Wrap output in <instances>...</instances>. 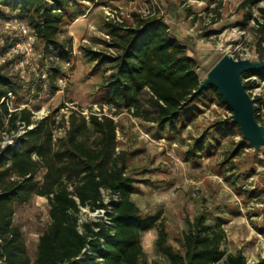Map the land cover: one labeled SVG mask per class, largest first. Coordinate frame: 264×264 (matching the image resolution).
<instances>
[{
	"label": "trees",
	"instance_id": "16d2710c",
	"mask_svg": "<svg viewBox=\"0 0 264 264\" xmlns=\"http://www.w3.org/2000/svg\"><path fill=\"white\" fill-rule=\"evenodd\" d=\"M74 1L0 0V17L6 9L27 24L42 44L44 56H52L48 76L52 94L58 89L60 63L73 56L72 39L62 38L61 31L67 18L74 20L81 15L72 8ZM261 1L245 0L244 5ZM259 12L261 39L257 48L259 59H264V6ZM251 15L248 10L243 27ZM111 26L107 44L114 53L86 50L98 62L112 64V72L101 86L107 90L106 103L133 108L136 115L160 126H174L190 111L189 106L205 96L213 97L232 113L215 86L197 91L203 82L198 62L188 54L187 46L171 35L162 17L148 15L131 26ZM10 46L0 50V59ZM9 64L11 61L0 60L1 264H147L142 236L149 229L157 230L156 246L170 264H249L242 252L227 253L223 248L227 239L223 220L210 223L204 213L188 220L181 249H175L168 242L162 210L144 214L132 199L136 188L127 174L125 153L117 151L115 119L94 114L87 119L72 112L67 134L56 138L55 132L63 125L57 118L58 110L37 119L30 108L11 109L10 100L22 92L24 83L19 75L6 70ZM242 78L251 92L264 81V68L244 72ZM143 91L150 94L157 108L154 118L140 110ZM261 101L260 96L254 97L256 118L264 125ZM232 125L228 131L243 136L239 125ZM21 127L24 133L17 136ZM4 135L14 139L15 145L3 146ZM244 142H240L241 147ZM104 191L110 194L108 201ZM35 195L47 197L50 207L49 223L39 236L37 254L32 259L14 216L17 205L30 202ZM83 208L103 209L104 215L80 223ZM252 264H264V258Z\"/></svg>",
	"mask_w": 264,
	"mask_h": 264
},
{
	"label": "rangeland",
	"instance_id": "374dc122",
	"mask_svg": "<svg viewBox=\"0 0 264 264\" xmlns=\"http://www.w3.org/2000/svg\"><path fill=\"white\" fill-rule=\"evenodd\" d=\"M244 2L75 0L72 8L81 15L74 20L67 18L61 31L62 38L72 39L73 56L60 63L62 72L54 94L48 77L52 56H44L43 46L33 32L21 36L19 23L24 22L5 9L0 17V50L16 43L18 51L10 46L0 60L11 61L6 70L19 75L24 83L22 92L11 98V109L30 108L37 119L58 110L57 118L63 125L56 131V138L67 134L72 112L86 118L94 114L115 119L117 151L125 153L127 174L136 188L132 199L144 214L162 210L168 242L175 249H181L188 220L204 213L210 223L223 220L227 234L225 251L242 252L252 264L264 258V156L243 136L228 131L234 122L230 119L232 113L213 97L205 96L189 106L190 111L174 126H160L152 119L136 115L133 108L108 104L104 101L107 90L101 86L112 72V64L98 62L86 51L89 48L114 53L107 44L111 23L131 26L143 17L157 15L169 25L171 35L187 46L188 54L196 58L197 70L204 80L226 53L259 60L257 47L261 38L257 18L264 2L252 6ZM248 10L252 15L243 27ZM255 93L262 98L264 117V81ZM140 110L149 118L157 115L147 91L140 95ZM3 140L4 145L11 142L8 135ZM104 196L109 197L106 192ZM49 207L47 197L39 195L16 207L14 220L22 228L32 259L37 254L39 236L49 223ZM94 216L88 208L82 210V220ZM156 238V229L143 233L147 264H170L158 250Z\"/></svg>",
	"mask_w": 264,
	"mask_h": 264
},
{
	"label": "water",
	"instance_id": "95a60500",
	"mask_svg": "<svg viewBox=\"0 0 264 264\" xmlns=\"http://www.w3.org/2000/svg\"><path fill=\"white\" fill-rule=\"evenodd\" d=\"M263 68L264 59L235 58L226 53L212 66L197 91L215 86L232 109L231 119L239 125L243 138L264 156V125L256 118L254 98L242 78L244 72Z\"/></svg>",
	"mask_w": 264,
	"mask_h": 264
},
{
	"label": "built area",
	"instance_id": "2783aa9c",
	"mask_svg": "<svg viewBox=\"0 0 264 264\" xmlns=\"http://www.w3.org/2000/svg\"><path fill=\"white\" fill-rule=\"evenodd\" d=\"M32 33V30L29 28V26L27 25V24H25V23H19V33L21 34V36H23V37H25V36H28L29 35V33ZM35 36V35H34ZM15 45H16V43L15 44H12V47H13V51H18V50H16L15 49ZM19 45H20V42H19ZM17 47H18V45H17ZM15 53V52H14ZM233 55V54H232ZM234 57H235V55H233ZM235 58H239V57H235ZM242 58V57H241ZM256 78V76H252L251 77V79H255ZM258 87H255V88H253L252 90H251V92H249L250 94H251V96L254 98L255 96H256V93H255V91H256V89H257ZM41 117H43V115L41 116ZM40 117V118H41ZM34 118H37L36 117V113L34 112ZM87 119H88V117H87ZM29 127H32V126H29ZM21 129H22V131H21ZM24 133V129H23V127L22 128H20V130L18 131V133L16 134L17 136H20V135H22ZM57 135H56V132H55V137H56ZM10 140H11V142L9 143L10 145H15V140L14 139H11V138H9ZM3 146H4V140H3ZM105 192L106 191H104L103 193L105 194ZM108 195H109V197L106 199L105 198V196H104V199H105V201H108L109 200V198H110V194L108 193V192H106ZM115 199H116V196L114 197ZM84 209V208H83ZM82 209V210H83ZM89 209V208H88ZM90 210V209H89ZM91 211V210H90ZM91 212H93V213H95V216L93 217V218H91V219H96L97 217H99V216H103L104 215V210L103 209H97V210H95V211H91ZM106 218V217H105ZM106 220V222H109L107 219H105ZM82 219L80 220V223H82Z\"/></svg>",
	"mask_w": 264,
	"mask_h": 264
},
{
	"label": "crops",
	"instance_id": "0c3cea01",
	"mask_svg": "<svg viewBox=\"0 0 264 264\" xmlns=\"http://www.w3.org/2000/svg\"><path fill=\"white\" fill-rule=\"evenodd\" d=\"M40 196V195H39ZM143 237V236H142ZM143 245V244H142ZM145 250V249H144ZM146 252V251H145Z\"/></svg>",
	"mask_w": 264,
	"mask_h": 264
}]
</instances>
